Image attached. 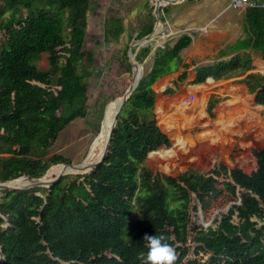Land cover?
<instances>
[{
    "label": "trees",
    "instance_id": "obj_1",
    "mask_svg": "<svg viewBox=\"0 0 264 264\" xmlns=\"http://www.w3.org/2000/svg\"><path fill=\"white\" fill-rule=\"evenodd\" d=\"M91 1L0 0V183L30 182L68 165L48 150L69 123L87 113L88 86L80 68L91 56L85 51ZM243 28L245 37L232 52L211 64L183 60L193 42L188 33L158 49L118 115L108 153L92 171L49 184L59 173L45 186L0 190L3 264H264V146L207 171L147 166L172 147L158 124L153 86L180 68L166 96L192 70L193 86L245 76L249 93L264 106V75L252 72L259 64L251 52L260 51L264 59V8H247ZM153 29L148 26L141 37ZM105 32L108 40H118L122 19L109 18ZM150 52L142 47L136 60ZM44 53L45 70L39 66ZM120 101L111 100L104 116L116 112ZM216 103L209 101L211 116ZM184 137L174 135L175 145H185Z\"/></svg>",
    "mask_w": 264,
    "mask_h": 264
},
{
    "label": "rangeland",
    "instance_id": "obj_2",
    "mask_svg": "<svg viewBox=\"0 0 264 264\" xmlns=\"http://www.w3.org/2000/svg\"><path fill=\"white\" fill-rule=\"evenodd\" d=\"M200 1L191 2L186 0L183 3L176 2L175 4L167 5V2H164L160 4L162 6L167 5L159 9L165 10L166 16L159 23L161 30L147 45L151 48L150 54L142 61H139L144 72L151 70L157 50L172 46L183 33L188 32L192 35L203 33L206 38L203 41V45L213 42L216 47L224 46L216 54L215 58H219L223 52L230 54L232 52L230 47H233L235 42L245 37L243 28L239 27L242 24V9H227L230 3L229 0ZM149 2L150 0H92L87 17L91 27H87L85 40V51L87 54H91L92 57H85L81 61L82 67L80 68L88 86L87 113L85 117L69 123L59 134L57 141L48 150L49 156L61 154L69 161L68 164L74 165L83 162L89 154L86 161L91 159L103 139L106 128L111 127L113 123V119L108 118L109 123L105 125V119L112 114L107 112L104 116L107 104L111 100L122 99L133 82L134 68L130 64L128 55H126L130 44L143 38L141 37L142 31L146 30L148 26L153 25L155 28L157 25L156 15L154 16L155 11L150 7L154 3L149 4ZM202 12L203 14L200 15ZM161 13L160 15L162 16ZM118 16L122 19L124 32L118 40L113 39L111 36L110 40H108V35L105 32L106 22L109 18ZM189 17H194L197 22L189 21ZM180 22L185 23L182 24ZM233 23H237L238 26V40L228 41L221 36L222 32L219 30L231 24L233 25ZM175 26H178L180 31L178 33L174 31V34H170V28L172 29ZM190 26L191 29L189 28ZM210 30L216 32L213 38H209L207 35ZM235 37L233 36V38ZM134 48L135 53L138 54L142 47L137 46ZM188 52L189 49L184 50L182 57L186 61H196L200 65L205 64L203 61L210 57L209 55L205 58L194 59L188 56ZM252 52L262 62L260 72L259 68L258 71L255 70L254 72L264 75L262 53L260 51ZM229 54L227 56H230ZM48 57L49 54L44 53L39 62V66L43 70L48 68ZM129 66L131 67L129 68ZM177 74L167 76L162 81H168L169 84L170 80L171 84L173 83L171 87L175 88L174 83L179 77ZM244 79L245 76L221 82L206 81L201 84L203 105L201 109L197 110H194V102L191 96L183 98L181 96L183 95L182 93L186 94L197 87L189 85V79L178 85L173 96L164 94L167 89L166 86L158 92L157 85L160 83L158 80L153 86L157 94V120L160 128L168 134L172 147L167 152H164L163 155L151 157L147 162V166L152 170L161 169L163 172H171L174 169L207 171L220 163L231 165L237 156H243V152L262 148L264 146V106L255 102V95L249 93L246 84L243 82ZM237 94L242 97L244 103H234ZM159 97L165 99L167 106H174L173 109L170 107L171 110L167 115L164 114L166 107L163 106L160 108L161 111L158 110L157 99ZM211 98L217 101L212 116L208 112ZM183 105H187V107L182 109ZM182 110L184 112H181ZM161 112L164 113L162 114ZM251 113L252 115H250ZM248 118L250 120H247ZM239 119L240 121H235ZM190 121L193 122L191 123ZM231 131H234V133ZM174 135L177 138L185 136V145L176 146ZM4 195V191H0V202ZM134 218L136 219L137 215ZM263 223L259 222L260 225ZM194 245L192 241V246ZM192 246L191 248H193Z\"/></svg>",
    "mask_w": 264,
    "mask_h": 264
},
{
    "label": "water",
    "instance_id": "obj_3",
    "mask_svg": "<svg viewBox=\"0 0 264 264\" xmlns=\"http://www.w3.org/2000/svg\"><path fill=\"white\" fill-rule=\"evenodd\" d=\"M170 2H171L170 4H175L176 3L175 0H170ZM168 4H169V0L167 1V5ZM159 9H160V4H157L156 11H155L156 12L155 15H156V19H157V25L155 26L153 32L151 34H149L148 36L143 37L140 40H137V41H135V42L130 44V47H129V50H128V56H129L130 61H131L132 65H133V68H135V66H137V68L141 67V72L137 76H136L135 73L133 74V82L130 85V87L127 90V92L125 93V95L122 97L120 104L118 105V110H117V113L115 115L114 125H113V128H112L111 132H110V136H109L108 142H107V144L105 146V151H104L103 156L99 160H97L95 162H87L86 160L89 157V155H90L89 154L86 157V159L83 162L79 163V164H76V165H71V164L65 165L64 172L62 174H60L59 176H57L49 184H52L54 181L59 180L61 176L66 175V174H84V173L90 172L98 164H100L103 161L104 157L106 156V154L109 151V147H110V144H111V138H112V135L114 133L115 127H116L117 122H118V115H119L120 111L122 110L123 106L125 105V103L131 97V95L134 92V90L137 88L141 78L144 75V69L142 68V65L136 60V55L137 54L135 52H133V47H137V46L146 47L148 45L149 41H151L158 34L159 31L157 30V26H158V24L161 21L160 14H159L160 13ZM46 174L42 178H39V179H30V178H28V180L30 181V185L27 186V187L14 188V187H8L7 183H0V190H8V191L25 190V189L32 188V187L45 186L46 184H48V182H45V180H43L44 177L46 176ZM2 216L6 220V224L5 225H8V217L6 215H2ZM3 263H4V255L2 253V249L0 248V264H3Z\"/></svg>",
    "mask_w": 264,
    "mask_h": 264
},
{
    "label": "crops",
    "instance_id": "obj_4",
    "mask_svg": "<svg viewBox=\"0 0 264 264\" xmlns=\"http://www.w3.org/2000/svg\"><path fill=\"white\" fill-rule=\"evenodd\" d=\"M168 0H162L161 1V3H164V2H167ZM186 0H182V1H180V2H178V1H176L177 3H183V2H185ZM191 2H201L200 0H190ZM230 1V0H229ZM261 1H263V0H261ZM92 2V1H91ZM171 2H170V0H169V4H170ZM149 4H150V2H149ZM141 6V5H140ZM150 7L151 8H153L151 5H150ZM230 8V3H229V5L227 6V9H229ZM155 9V8H154ZM154 9H152V10H154ZM156 11V10H155ZM90 12V10L87 12V17H88V13ZM165 12V11H164ZM245 12H246V9H243V12H242V24L239 26L241 29L244 27V15H245ZM155 14H156V12H155ZM166 14V13H165ZM203 14V12L200 14V15H202ZM200 15H199V17H200ZM119 18H120V16H118ZM198 17V18H199ZM112 18H116V17H112ZM187 19V18H186ZM186 19H184V20H186ZM214 19V18H213ZM212 19V20H213ZM194 21V22H197V20L194 18V17H189V21ZM87 21H88V18H87ZM180 23H185V22H180ZM179 25V24H178ZM208 25V24H207ZM173 26V25H172ZM87 27L88 28H90L91 27V25H90V23H89V21H88V25H87ZM190 29H191V26L189 27ZM157 30L158 31H160L161 30V25L160 24H158V26H157ZM170 30H171V32H170V34L172 33V34H174V31L176 32V33H178V31H180L179 29H178V26H175V27H172V29L170 28ZM243 30H244V28H243ZM220 32H222L221 34V36L222 37H224V38H226L228 41H232V40H234L235 39V41H237L238 40V37H237V32H238V26H237V23H233V25L231 24V25H229L228 27H224L223 29H220L219 30ZM209 32V31H208ZM159 33V32H158ZM186 33H188V32H186ZM216 32H212L211 30H210V32L207 34L208 35V37L210 38H213L216 34H215ZM189 35H191L192 36V38H193V42H192V44L190 45V47L189 48H187V49H189V52H188V56H190L191 58H194V59H196V58H205V57H207V56H209L210 55V57H208V59H206L205 61H203V63L205 62V64H211V63H213V62H215V61H217L218 59L217 58H215L217 55L216 54H218L219 53V51L221 50V49H223L224 48V46H222V45H220L219 47H216V45H215V43H213V42H211V43H206L205 45H203V41L206 39L205 38V36H204V34L203 33H198V34H194V35H192V34H190V33H188ZM233 36H236L235 38H233ZM217 49V50H216ZM216 50V51H215ZM250 51V50H249ZM252 52V51H251ZM252 54H253V52H252ZM233 56V54L232 55H230V56H227L226 58H230V57H232ZM255 57V56H254ZM256 58V57H255ZM190 59V58H189ZM261 59H263V58H261ZM183 60L185 61V62H187V63H191V62H189V61H186L185 60V58L183 57ZM256 60L258 61V64H259V72H260V66H262V62H261V60L260 59H257L256 58ZM204 64V65H205ZM257 71H258V69H256ZM184 70L182 69V68H180V70H179V72H178V76L183 72ZM255 71V70H254ZM254 71H252V72H254ZM188 76H187V79H189L190 81L191 80H193L194 79V77H195V73H194V71H192V70H190V71H188ZM172 75V74H171ZM174 75H176V73H174ZM168 76H170V75H168ZM165 77H167V76H165ZM165 77H163V78H161V79H159V81L158 82H160V83H158V85H157V88H160L163 84H166L165 86L168 88V86L169 87H171V85L173 84H171V81L169 80V84H168V81H162V80H164V78ZM210 79H212V78H210ZM189 81V82H190ZM207 81H212V82H221V81H227V80H219V81H216V80H214V79H212V80H207ZM180 84V83H179ZM203 84V83H202ZM200 85L201 84H199V85H194V86H197V87H200ZM165 86H164V88H165ZM196 87V88H197ZM195 89V88H194ZM183 94V96L185 97V94L184 93H182ZM179 97V96H178ZM160 98V97H159ZM159 98L157 99V101H158V106H159V104L160 105H164L165 104V99H163V98H160L161 99V102H160V100H159ZM163 101V102H162ZM170 106V105H169ZM186 107H187V105H186Z\"/></svg>",
    "mask_w": 264,
    "mask_h": 264
},
{
    "label": "bare ground",
    "instance_id": "obj_5",
    "mask_svg": "<svg viewBox=\"0 0 264 264\" xmlns=\"http://www.w3.org/2000/svg\"><path fill=\"white\" fill-rule=\"evenodd\" d=\"M134 73L136 74V76L137 75H139L140 74V70L137 68V67H135L134 68ZM135 78V77H134ZM166 84H163L160 88H158V92H160L162 89H164V86H165ZM201 87V86H200ZM200 87H197V88H195L193 91H191V92H187L186 94H185V97H187V96H191L192 98H193V105H194V110H197V109H201V106L203 105V89H201ZM238 89V88H237ZM240 89V88H239ZM233 90H234V88H233ZM232 90V91H233ZM240 91H242V90H240ZM239 91V92H240ZM238 92V93H239ZM241 93V92H240ZM182 96V98L184 97L183 95H181ZM237 96V98L235 99V101H234V103H236V104H240V103H244L243 102V99H242V97H240V95L238 96V94L236 95ZM160 98H162V97H160ZM159 98V100H160V102H161V99ZM206 99V98H205ZM234 100V99H233ZM245 100V99H244ZM121 102V101H120ZM163 102V101H162ZM229 102H230V100H229ZM233 102V101H232ZM234 103H233V105H234ZM249 103V102H248ZM120 104V103H119ZM231 104V103H230ZM180 105V104H179ZM205 105V104H204ZM166 107L164 110H166V112L164 113L165 115H167L168 114V112L171 110V108L173 109V107H171V106H167L166 104H164V105H160L159 104V106H158V110H160L161 111V109L160 108H162V107ZM249 106V105H248ZM171 107V108H170ZM184 107H186L185 105H183V107H182V109H184ZM249 108V107H248ZM255 108V107H254ZM257 108V107H256ZM224 109V108H223ZM247 109V108H246ZM117 110H118V108H117ZM117 110H116V112H114L113 114H111V115H109V117H107V119H105V125H107L108 123H109V119L108 118H112L113 119V123H112V125H111V127H107L106 128V130H105V132H104V134H103V139H102V141L99 143V145H98V147L96 148V150H95V152L93 153V155H92V157H91V159L89 160V161H87V162H95L96 160H98L103 154H104V151H105V146H106V144H107V142H108V139H109V136H110V132H111V130H112V128H113V125H114V120H115V115H116V113H117ZM251 110V109H250ZM254 110V109H253ZM175 111V110H174ZM246 111V110H245ZM180 112V111H179ZM181 112H184V110H182ZM230 112H231V110H230ZM244 112V111H243ZM160 113V112H159ZM162 113V112H161ZM162 113V114H163ZM233 113V112H232ZM259 113V112H258ZM171 114V113H170ZM178 114V113H177ZM196 115V114H195ZM230 115V114H229ZM234 115V114H233ZM242 115H243V113H242ZM250 115H252V113L250 114ZM254 115V114H253ZM239 116H240V114H239ZM181 117H182V115H181ZM193 117H195V116H193ZM258 117H260V116H258ZM160 118H162L163 119V117H160ZM159 118V119H160ZM166 118V117H165ZM173 118V117H172ZM254 118V117H253ZM256 118V117H255ZM182 119V118H181ZM220 119V118H219ZM163 120H165V119H163ZM163 120H161V121H163ZM167 120V119H166ZM173 120V119H172ZM194 120V119H193ZM247 120H250V118H248ZM160 121V122H161ZM183 121H184V118H183ZM235 121H240V119L239 120H235ZM245 121V120H244ZM253 121V120H252ZM171 122V121H170ZM178 122V121H177ZM191 123L193 122V121H190ZM189 122V123H190ZM232 123V122H231ZM164 124V123H163ZM173 124V123H172ZM225 124V123H224ZM234 124V123H233ZM244 124V123H243ZM250 125H251V123H249ZM255 124V123H254ZM164 125H167V124H164ZM184 125V124H183ZM191 125V124H190ZM226 125V124H225ZM242 125V124H241ZM249 125V126H250ZM256 125V124H255ZM170 126V125H169ZM234 126V125H233ZM257 126V125H256ZM259 127H260V124H259ZM225 128V127H224ZM248 128V127H247ZM258 128V127H257ZM259 129V128H258ZM231 130V129H230ZM236 130H238V129H236ZM246 131V130H245ZM225 132V131H224ZM227 132V131H226ZM229 132V131H228ZM231 132H233L234 133V131H231ZM230 133V132H229ZM245 133V132H244ZM232 134V133H231ZM64 168H65V166L64 167H60V168H55V169H52V170H50L47 174H46V176L44 177V179L43 180H45V181H47V180H49V179H51V178H53L55 175H57V174H59V173H63L64 172ZM30 185V182H20V183H11V184H7V186L8 187H24V186H29Z\"/></svg>",
    "mask_w": 264,
    "mask_h": 264
},
{
    "label": "built area",
    "instance_id": "obj_6",
    "mask_svg": "<svg viewBox=\"0 0 264 264\" xmlns=\"http://www.w3.org/2000/svg\"><path fill=\"white\" fill-rule=\"evenodd\" d=\"M175 1H182V0H175ZM150 3H154L153 9L157 6V4H161L160 0H150ZM167 6V5H165ZM161 5L162 7H165ZM255 7H263L264 8V0H230V8L233 9H247V8H255ZM155 11V10H154ZM162 12V13H161ZM160 13L162 14V16L160 15V17H165L166 14L163 10H160ZM159 13V14H160Z\"/></svg>",
    "mask_w": 264,
    "mask_h": 264
}]
</instances>
